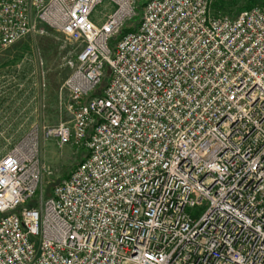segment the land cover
Wrapping results in <instances>:
<instances>
[{
    "label": "built area",
    "instance_id": "obj_1",
    "mask_svg": "<svg viewBox=\"0 0 264 264\" xmlns=\"http://www.w3.org/2000/svg\"><path fill=\"white\" fill-rule=\"evenodd\" d=\"M216 1L0 0V54L79 48L42 132L87 152L48 196L37 128L0 158V264H264V7Z\"/></svg>",
    "mask_w": 264,
    "mask_h": 264
},
{
    "label": "rangeland",
    "instance_id": "obj_2",
    "mask_svg": "<svg viewBox=\"0 0 264 264\" xmlns=\"http://www.w3.org/2000/svg\"><path fill=\"white\" fill-rule=\"evenodd\" d=\"M147 1L139 0L138 10ZM262 2L257 0L255 6L262 7ZM247 4L248 0H217L214 9L234 17ZM219 5L223 8L219 9ZM104 6L97 7L98 16L105 12ZM137 21L129 23L123 31ZM42 31L22 38L0 54V158L31 129L37 128L41 162L51 172L43 178L44 196H48L52 185L65 179L87 152L83 147L60 148L54 139L43 135L42 127L67 120L58 109V101L64 81L75 68L79 48L48 27H42ZM105 81L106 78L102 85ZM198 207L193 210L196 215L203 212Z\"/></svg>",
    "mask_w": 264,
    "mask_h": 264
},
{
    "label": "trees",
    "instance_id": "obj_3",
    "mask_svg": "<svg viewBox=\"0 0 264 264\" xmlns=\"http://www.w3.org/2000/svg\"><path fill=\"white\" fill-rule=\"evenodd\" d=\"M262 1H263V2H262V7H264V0H262ZM255 3H257V0H248V4L244 7L243 10H248V9H250L251 7L255 6ZM215 7H216V5H215ZM218 8H219V9H222L223 6H222V5H219ZM136 20H137V19H135V20H134L133 22H131V23H134ZM131 23H130V24H131ZM128 25H129V24H128ZM128 25H127V26H128ZM134 29H135V26H130V27H127L125 31H133ZM106 81H107V80H106ZM106 81L104 82V85H105Z\"/></svg>",
    "mask_w": 264,
    "mask_h": 264
}]
</instances>
